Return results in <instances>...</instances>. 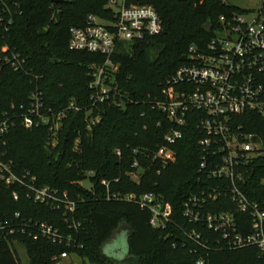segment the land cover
I'll return each mask as SVG.
<instances>
[{
    "label": "trees",
    "instance_id": "trees-1",
    "mask_svg": "<svg viewBox=\"0 0 264 264\" xmlns=\"http://www.w3.org/2000/svg\"><path fill=\"white\" fill-rule=\"evenodd\" d=\"M19 3L22 13L16 17L9 42L26 56L33 75L42 74L41 83L46 104L61 110L72 100L82 111H69L56 136L48 126L25 128L19 118L4 135V149L17 167L28 169L41 184L68 191L77 200L75 220L81 222L77 231L70 230L63 210L35 203L24 190L5 186L0 181V218H23L47 221L65 232H72L75 246L52 243L42 237L34 239L28 233L0 235V264H22L15 244L27 249L28 264H56L55 257L67 251L87 258L92 264H264V255L256 246L239 249L216 248L218 233L197 226L208 240L202 247L189 240L186 228L192 224L183 216L182 205L200 190L198 114H189L183 127L184 135L174 146L177 161L157 173L158 163L152 155L164 143L165 134L174 127L168 114L154 109L155 99L161 100L168 78L189 60L192 44L205 47L214 31L221 26V16L230 17L244 8L228 0H127L128 4L152 5L163 20V29L154 36L119 42L111 55L118 65L111 99L123 102L117 106L111 100L99 103L102 119L87 130L85 117L91 106L92 91L88 74L94 63H103L105 56L69 49L70 28L83 25L89 14L110 16L108 0H4ZM212 23L210 32L203 27ZM158 47V48H157ZM157 48L155 59L151 49ZM155 54V53H154ZM34 76L6 70L0 76V115L16 111L26 102L34 86ZM117 93V94H116ZM123 97V99L121 98ZM245 130L253 132L262 142V154L252 160L245 171L247 182L243 191L251 200L264 201V116L247 112L237 119ZM56 138V146L51 144ZM121 150V155L116 150ZM51 151V154H49ZM138 159L140 181L128 172L138 170L132 165ZM94 175L88 177L87 172ZM89 178L91 188L82 184ZM113 180L112 192H133L138 196L153 193L169 202L173 213L166 227L151 225L153 211L139 202L106 199L100 180ZM119 178V182H114ZM19 192V199L13 196ZM216 208L231 209L226 201ZM239 216L240 213H237ZM129 230L124 258H114L105 251L116 234Z\"/></svg>",
    "mask_w": 264,
    "mask_h": 264
},
{
    "label": "built area",
    "instance_id": "built-area-1",
    "mask_svg": "<svg viewBox=\"0 0 264 264\" xmlns=\"http://www.w3.org/2000/svg\"><path fill=\"white\" fill-rule=\"evenodd\" d=\"M106 5L111 10V17L91 13L85 24L70 28V50L89 51L106 58L103 63L91 65L88 72L92 76L89 83L91 106L85 117L89 131L102 119L99 103L111 100L117 106H123L122 101L111 99L112 90L117 89L112 84L118 70L111 55L119 42L154 36L163 29V20L152 5L128 4L127 0H108ZM20 13L19 3L0 0V76L11 70L24 72L35 79L27 101L19 106L20 113L13 103L11 111L14 117L9 111L0 115V181L5 186L24 190L26 197L35 203L63 210L68 228L77 231L81 226V222L74 218L77 200L66 190L39 183L30 170H20L3 147L4 135L16 117L27 129L48 126L56 136L69 111L83 110L74 100L61 110H53L46 104L41 83L44 75H33L32 68L28 67L29 59L9 42ZM220 19L221 26L214 31L209 43L205 47L192 44L188 62L167 79L163 87L164 98L155 99L152 103L154 109L166 112L174 124L152 159L158 163V174L177 161L174 146L184 135L183 127L189 114L197 113L201 135L198 139L200 161L197 173L201 185L200 190L182 205L183 216L193 225L185 229V234L195 244L207 248L209 243L197 227L200 226L219 234L215 239L216 248L232 250L256 246L264 255V201L251 200L242 189L247 182L245 171L248 164L262 154V142L237 121L247 112L264 116V0L258 9H245ZM51 144L56 146V138ZM116 153L121 155V150H116ZM139 166V160L135 159L132 167L138 170L128 172L134 181L141 179ZM92 175L93 171L87 172L88 177ZM119 180L115 178L114 182ZM112 182L105 178L100 180L105 187L106 199L148 205L153 211L151 225L155 228L166 227L171 222L173 210L169 202L159 200L153 193L138 196L133 192H112ZM13 196L20 198L18 191H14ZM225 201L231 204V209L216 208ZM10 233H28L34 239L44 237L52 243L68 246L76 244L72 232L62 231L47 221L23 218L19 212H15L14 218H0V235ZM209 247L212 248L211 245ZM69 255L64 251L54 259L61 260ZM198 263L203 264L204 261L199 259Z\"/></svg>",
    "mask_w": 264,
    "mask_h": 264
},
{
    "label": "rangeland",
    "instance_id": "rangeland-1",
    "mask_svg": "<svg viewBox=\"0 0 264 264\" xmlns=\"http://www.w3.org/2000/svg\"><path fill=\"white\" fill-rule=\"evenodd\" d=\"M232 5L244 8V9H258L261 0H228ZM158 48V47H157ZM157 48L151 49V58L155 59L157 56ZM155 53V54H154ZM83 185L86 187H90L89 180H84ZM16 249L18 250V254L22 264H28L29 258L27 249L24 246L16 243ZM127 231L126 229H121L110 244L106 245L105 251L107 254L112 255L114 258H124L125 251L127 250ZM56 264H92L87 258H83L78 254H70L67 258L59 260Z\"/></svg>",
    "mask_w": 264,
    "mask_h": 264
},
{
    "label": "water",
    "instance_id": "water-1",
    "mask_svg": "<svg viewBox=\"0 0 264 264\" xmlns=\"http://www.w3.org/2000/svg\"><path fill=\"white\" fill-rule=\"evenodd\" d=\"M54 2H63V0H53ZM205 32H210L212 29V23L209 21L204 27H203ZM49 154H51V151H49ZM129 230L127 231V236H128ZM128 239V237H127ZM129 252V249L127 248V250L125 251V256H127Z\"/></svg>",
    "mask_w": 264,
    "mask_h": 264
}]
</instances>
